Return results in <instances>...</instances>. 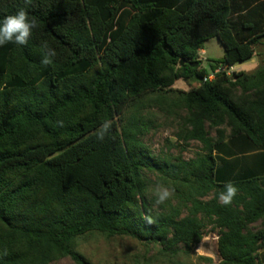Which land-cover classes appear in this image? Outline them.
<instances>
[{
    "label": "trees",
    "instance_id": "1",
    "mask_svg": "<svg viewBox=\"0 0 264 264\" xmlns=\"http://www.w3.org/2000/svg\"><path fill=\"white\" fill-rule=\"evenodd\" d=\"M22 8L37 22L27 45L0 46V264H91L77 241L95 232L190 253L208 226L220 264H264V67L226 72L264 44V0H0V21ZM213 38L225 56L209 71ZM44 41L57 53L47 66ZM147 103L183 113L178 138L202 153L155 157ZM152 174L177 192L164 213L147 196Z\"/></svg>",
    "mask_w": 264,
    "mask_h": 264
},
{
    "label": "rangeland",
    "instance_id": "2",
    "mask_svg": "<svg viewBox=\"0 0 264 264\" xmlns=\"http://www.w3.org/2000/svg\"><path fill=\"white\" fill-rule=\"evenodd\" d=\"M203 48L205 54L202 55L201 51V68L210 71L212 63L223 61L225 49L218 38L210 39ZM261 67H264V44L257 47L256 57L252 60L238 63L235 67L226 69V72L230 75L242 71L251 74ZM199 83L197 79L177 81L174 91L168 94L167 98L175 101L178 99L179 92H189ZM141 112L142 116L139 117V122L148 126L141 137L142 142L155 157L178 164L181 161L189 162L202 153L199 143H185L178 138L182 130L181 117L184 116L183 113L169 110L166 106L161 109L154 103H147ZM128 114L131 115L130 112ZM147 184V196L158 212L164 213L171 204H178L177 192L171 179L165 181L161 175L152 174L149 176ZM157 186L173 190L172 196L160 205L155 203ZM218 240L217 232L213 231L212 226H208L202 243L190 253L182 251L178 255H168L162 251L160 246L151 245L146 241L141 242L129 236L108 238L95 232L78 239L77 252L91 264H220ZM55 264L77 263L69 258Z\"/></svg>",
    "mask_w": 264,
    "mask_h": 264
},
{
    "label": "clouds",
    "instance_id": "3",
    "mask_svg": "<svg viewBox=\"0 0 264 264\" xmlns=\"http://www.w3.org/2000/svg\"><path fill=\"white\" fill-rule=\"evenodd\" d=\"M25 3L30 4L31 0H25ZM36 27V20H30L27 11L23 8L19 9L15 14L5 16L3 20L0 21V46L8 43L27 45L32 35V30ZM42 49L43 56L41 64L45 66L52 64L53 58L57 55L56 51L48 45L47 41L43 42ZM110 126L111 121H106L103 124L97 133L99 139L102 140L104 138V135L109 130ZM237 192V187L229 182L225 185V190L220 193L219 199L225 205L230 204ZM172 194L173 190L164 186H157L155 189V203L157 205L165 203Z\"/></svg>",
    "mask_w": 264,
    "mask_h": 264
},
{
    "label": "crops",
    "instance_id": "4",
    "mask_svg": "<svg viewBox=\"0 0 264 264\" xmlns=\"http://www.w3.org/2000/svg\"><path fill=\"white\" fill-rule=\"evenodd\" d=\"M204 51V50H203ZM205 52V51H204ZM242 159H243V161L244 162H249L250 161V159H251V156L250 155H243L242 156ZM261 254H263L264 255V250L261 252Z\"/></svg>",
    "mask_w": 264,
    "mask_h": 264
},
{
    "label": "built area",
    "instance_id": "5",
    "mask_svg": "<svg viewBox=\"0 0 264 264\" xmlns=\"http://www.w3.org/2000/svg\"><path fill=\"white\" fill-rule=\"evenodd\" d=\"M203 54H205L204 51H202V55H203ZM200 60H201V58H200ZM221 71H223V70H219V71H217V73H219V72H221ZM214 77H215V76L212 75V76L209 77V79L212 80V79H214Z\"/></svg>",
    "mask_w": 264,
    "mask_h": 264
},
{
    "label": "water",
    "instance_id": "6",
    "mask_svg": "<svg viewBox=\"0 0 264 264\" xmlns=\"http://www.w3.org/2000/svg\"><path fill=\"white\" fill-rule=\"evenodd\" d=\"M185 64V62L183 61L182 62V65H184ZM196 66V65H195ZM202 243V242H201ZM218 250H219V247H218ZM219 255H220V253H219ZM220 258H221V256H220ZM221 260H222V258H221Z\"/></svg>",
    "mask_w": 264,
    "mask_h": 264
}]
</instances>
